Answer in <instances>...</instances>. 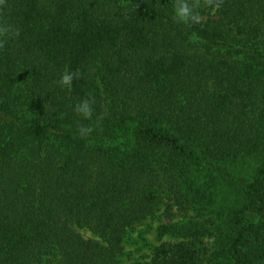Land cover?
<instances>
[{"label": "trees", "instance_id": "trees-1", "mask_svg": "<svg viewBox=\"0 0 264 264\" xmlns=\"http://www.w3.org/2000/svg\"><path fill=\"white\" fill-rule=\"evenodd\" d=\"M192 2L0 9V264H264V0Z\"/></svg>", "mask_w": 264, "mask_h": 264}, {"label": "clouds", "instance_id": "clouds-1", "mask_svg": "<svg viewBox=\"0 0 264 264\" xmlns=\"http://www.w3.org/2000/svg\"><path fill=\"white\" fill-rule=\"evenodd\" d=\"M224 0H203V6L211 10V14H215L223 5ZM7 6V0H0V9ZM200 7L199 3H193L192 0H175V5L172 12V18L175 22L181 24L195 23L200 19L197 9ZM21 34V29L17 25L0 21V48H2L8 41L16 40ZM79 70L71 71L65 69L60 78L55 81L56 85L61 89H70L75 79L80 77ZM73 112L85 120H92L94 115V107L91 99L85 98L78 100L73 106ZM106 114V113H105ZM103 115L97 117L102 120ZM92 129L88 126L81 125L78 127V134L80 137H86L91 133Z\"/></svg>", "mask_w": 264, "mask_h": 264}, {"label": "rangeland", "instance_id": "rangeland-1", "mask_svg": "<svg viewBox=\"0 0 264 264\" xmlns=\"http://www.w3.org/2000/svg\"><path fill=\"white\" fill-rule=\"evenodd\" d=\"M155 225H156V223H153V226H155ZM84 236H85L86 238H89V237H90L89 234H84ZM123 264H129V261L125 260V261H123Z\"/></svg>", "mask_w": 264, "mask_h": 264}]
</instances>
